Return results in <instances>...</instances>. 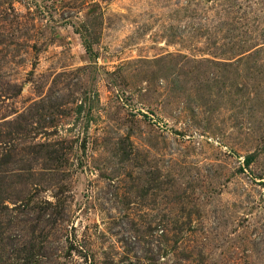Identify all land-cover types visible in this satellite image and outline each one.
I'll use <instances>...</instances> for the list:
<instances>
[{"label": "rangeland", "instance_id": "rangeland-1", "mask_svg": "<svg viewBox=\"0 0 264 264\" xmlns=\"http://www.w3.org/2000/svg\"><path fill=\"white\" fill-rule=\"evenodd\" d=\"M0 264H264V0H0Z\"/></svg>", "mask_w": 264, "mask_h": 264}]
</instances>
